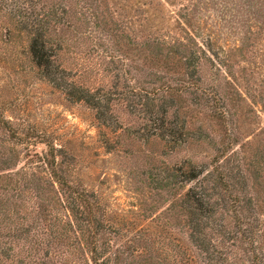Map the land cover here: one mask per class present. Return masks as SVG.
Instances as JSON below:
<instances>
[{
	"label": "rangeland",
	"instance_id": "obj_1",
	"mask_svg": "<svg viewBox=\"0 0 264 264\" xmlns=\"http://www.w3.org/2000/svg\"><path fill=\"white\" fill-rule=\"evenodd\" d=\"M223 1L0 0V264H62L35 247L36 206L64 211L46 142L98 203V244L119 264H264V28L242 43ZM185 30L204 51L199 89L139 100L134 88L174 82L186 51L159 38ZM38 32L49 72L31 55ZM70 84L98 105L69 98ZM190 164L199 176L179 183Z\"/></svg>",
	"mask_w": 264,
	"mask_h": 264
},
{
	"label": "trees",
	"instance_id": "obj_2",
	"mask_svg": "<svg viewBox=\"0 0 264 264\" xmlns=\"http://www.w3.org/2000/svg\"><path fill=\"white\" fill-rule=\"evenodd\" d=\"M207 2L208 1L205 3ZM224 2L228 5H224ZM230 3L233 6H229ZM157 4L161 12L163 6L160 0H157ZM222 5L229 14L232 12L231 18L235 21L236 32L240 36L242 40L240 41L242 43L252 40L255 34H261V29L264 28V0H224ZM192 16L193 15L190 14L182 15L184 21L181 26H185L186 28L189 26L191 27ZM254 28L258 29L259 32ZM185 35L186 38H182L181 41L175 39L169 41L165 40V38H159L163 45L181 46L183 48L182 50L186 51L187 55L180 56V60L182 61L181 69L178 70L173 83L162 81L158 86H153L150 89H147L148 87L134 88L133 90L137 93V98L139 100L145 99L153 102L164 97L177 100L175 97H179L180 94L187 93L191 89H199L200 84L197 83V81L201 79L198 74L201 63L199 54L200 52L204 53V51L201 45L197 44L195 41L194 34H191L189 30H185ZM45 48L46 40L44 34L42 32H38V34L34 33L31 39V55L37 66L48 70L51 66V60L50 56L45 54ZM64 91L69 98L75 101H84L93 107L98 105L94 93L85 88L70 84ZM201 93L204 95L205 91L202 90ZM209 97L211 98V94H209ZM211 99L214 104L218 103L219 106H222L219 94L213 96ZM219 106L214 107L215 110L213 112L223 117L225 115V110H220ZM161 127L162 125L160 128ZM154 129L155 131L158 130L159 126L157 127L155 125ZM161 129L163 130V128ZM161 129L160 132L162 131ZM169 134L171 136V141L176 142L177 138L175 135ZM45 146L47 150L45 156L42 157V161L44 162L45 159L47 160L46 165L49 169L51 186L53 187V184L57 185V188L54 190L55 195L64 211L62 215L52 214L48 213L51 207L46 208L44 204L36 206L35 214L38 218L41 230H39L37 232L38 234L35 236V247L39 251L45 248V255L51 258L52 262L58 261L62 264H119L117 255L119 254V249L115 250L116 253L111 257L109 249H101L98 244L101 237L100 229L105 225L103 221L97 218L96 209L98 208V203L91 200L84 189H76L64 180L60 173L62 162L56 160L58 152L56 146L50 142H46ZM188 167L186 171L182 170V168H177L178 172H181L177 173L175 178H179L177 181L181 184L191 182L199 176L196 167L192 164ZM196 196H201V193L197 194L195 192L193 193L191 189L187 190L186 197L188 200L191 198L193 200V205L199 208L202 202ZM67 243H69L67 246L68 248L64 249L63 246ZM1 255H4L6 257L5 259H9L5 251L2 252ZM176 257L178 256L175 255V258ZM72 258L77 259L72 260ZM176 260L179 263L181 258H176ZM0 261H2V259H0ZM11 262H14V264H23L17 260H11Z\"/></svg>",
	"mask_w": 264,
	"mask_h": 264
}]
</instances>
